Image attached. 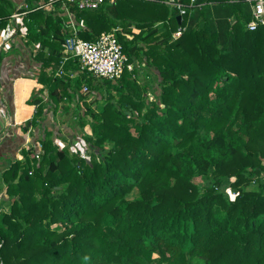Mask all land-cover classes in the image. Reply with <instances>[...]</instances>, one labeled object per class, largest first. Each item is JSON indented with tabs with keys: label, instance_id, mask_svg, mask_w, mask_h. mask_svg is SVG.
Wrapping results in <instances>:
<instances>
[{
	"label": "trees",
	"instance_id": "16d2710c",
	"mask_svg": "<svg viewBox=\"0 0 264 264\" xmlns=\"http://www.w3.org/2000/svg\"><path fill=\"white\" fill-rule=\"evenodd\" d=\"M166 1L71 6L83 39L116 29L135 65L104 79L109 93L95 111L80 91L97 89L96 77L77 59L63 63L70 16L25 0L26 45H39L31 51L48 101L31 100L24 128L67 98L91 132L87 149L70 151L44 126L41 150L22 147L1 174L0 264H264V25L246 27L247 0ZM210 3L230 11L193 12Z\"/></svg>",
	"mask_w": 264,
	"mask_h": 264
},
{
	"label": "crops",
	"instance_id": "0c3cea01",
	"mask_svg": "<svg viewBox=\"0 0 264 264\" xmlns=\"http://www.w3.org/2000/svg\"><path fill=\"white\" fill-rule=\"evenodd\" d=\"M7 1L3 5L11 13L10 22L6 27H0V52L3 54L0 62V176L12 161L21 155L22 147L36 146L39 142L36 138L42 133L44 126L50 125L55 113L53 104L49 103L41 125L29 126L25 130L27 121L34 117L37 108V104H32L31 100L39 97L48 101V91L37 80L40 63L31 51L36 44H30L28 47L26 45L27 26L23 20L29 10L28 4L25 0ZM246 4L252 11L251 3L246 1ZM201 9L198 8L193 12H205L210 17L221 15L220 18H225L224 16L230 11L228 5L218 3H210ZM227 19L229 20L230 17ZM143 71V69L139 71L141 78H145ZM73 72L77 71L72 70L71 73ZM101 96L102 94L96 97L97 102ZM66 102L73 104L75 108L76 101L65 98L59 103L56 112L60 113V106L65 105ZM62 111L66 112V109L62 108Z\"/></svg>",
	"mask_w": 264,
	"mask_h": 264
},
{
	"label": "built area",
	"instance_id": "2783aa9c",
	"mask_svg": "<svg viewBox=\"0 0 264 264\" xmlns=\"http://www.w3.org/2000/svg\"><path fill=\"white\" fill-rule=\"evenodd\" d=\"M109 1L114 3L116 0H45V7L54 10L57 4H60L66 13L72 16L71 6L76 5L80 9H97L103 3ZM195 3L196 0H191ZM252 5V17L247 22L246 27L254 30L261 25H264V0H247ZM171 3L175 0H167ZM181 9V15L185 13V9L178 4ZM70 32L67 34L63 42V63L68 59L73 58L79 61L82 70H87L94 77L108 80H118L122 77L125 71H133L134 63L129 60L128 55L123 51L122 44L119 42L116 29L111 32H104L99 38L94 41L83 39L79 35V28L71 18ZM184 27H179L173 37L178 38L182 35ZM35 49L39 45H35ZM63 69L59 70L58 74H62ZM41 144L38 142L36 148L38 152L41 150Z\"/></svg>",
	"mask_w": 264,
	"mask_h": 264
},
{
	"label": "rangeland",
	"instance_id": "374dc122",
	"mask_svg": "<svg viewBox=\"0 0 264 264\" xmlns=\"http://www.w3.org/2000/svg\"><path fill=\"white\" fill-rule=\"evenodd\" d=\"M78 73H79L78 71L76 73L73 72L71 73V75L75 76ZM143 74H145V72ZM149 78L150 77L148 76L145 78V80L148 81ZM103 81L104 79H100L96 77L93 83L97 85L98 87L97 89L91 91V88H89L87 84H83L80 91V93L86 96L87 102L89 103L90 106H92V108L95 111L97 110L100 111L103 106L102 103L96 101V97H100L101 94L106 96L109 93L108 89L104 88L105 86L102 85ZM149 81L153 90L157 91L158 89L156 87V82H157L156 79L155 78L152 80L150 79ZM147 93H149L148 95L150 96V99L154 97L152 92H147ZM65 105L69 108H72V110L63 112L62 108H64ZM65 105L60 106L61 107L60 113L56 112L57 110L55 111L54 118H52L50 125H46V127L49 128L51 132H53L52 137L59 146L63 148H67L70 151H74L76 148H79L84 151L85 149H87V144L84 141V134L86 132L87 133L91 132L90 127L86 125L84 128H82L79 124V120H80L79 114L76 115L73 111L75 109L73 104L66 102ZM252 188L258 189L259 187L256 183V185L252 184L248 187V189H252ZM226 192L228 193V195H230L231 198L235 197V189L228 188L226 189ZM1 194L3 196L4 192H2ZM1 202L7 205L5 200H2Z\"/></svg>",
	"mask_w": 264,
	"mask_h": 264
},
{
	"label": "water",
	"instance_id": "95a60500",
	"mask_svg": "<svg viewBox=\"0 0 264 264\" xmlns=\"http://www.w3.org/2000/svg\"><path fill=\"white\" fill-rule=\"evenodd\" d=\"M177 19H178V22L180 23L181 22V19H182V15H178L177 16Z\"/></svg>",
	"mask_w": 264,
	"mask_h": 264
}]
</instances>
